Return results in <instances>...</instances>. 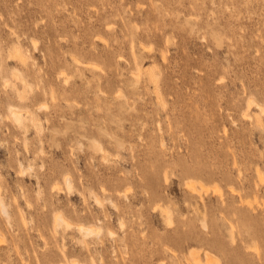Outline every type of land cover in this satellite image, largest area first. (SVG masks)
Wrapping results in <instances>:
<instances>
[{
  "label": "rangeland",
  "instance_id": "1",
  "mask_svg": "<svg viewBox=\"0 0 264 264\" xmlns=\"http://www.w3.org/2000/svg\"><path fill=\"white\" fill-rule=\"evenodd\" d=\"M249 100L264 104V0H0V264H264ZM58 210L74 229L55 233Z\"/></svg>",
  "mask_w": 264,
  "mask_h": 264
},
{
  "label": "bare ground",
  "instance_id": "2",
  "mask_svg": "<svg viewBox=\"0 0 264 264\" xmlns=\"http://www.w3.org/2000/svg\"><path fill=\"white\" fill-rule=\"evenodd\" d=\"M18 52V55H19V57H20V59L22 60V62L23 63H25V61H26V59H25V56H24V54L20 51V50H18L17 51ZM141 74V69L140 68H138V70L136 71V73H135V80L137 81L136 83H140L141 82V76L142 75H140ZM140 81V82H139ZM136 85V84H135ZM138 85V84H137ZM160 97V96H159ZM21 98H24V96H21ZM256 101V100H255ZM254 100H249L248 101V105H247V107L245 108V111H244V114H245V116H247V117H250L251 116V114H250V112H251V106L254 104V103H256ZM44 106V105H43ZM255 106H257V108L258 109H260L262 112H264V104L262 105V104H260V103H256L255 104ZM46 107V106H45ZM9 117L11 118V120L13 121V123L16 125V127H18L19 129H23V130H26L27 131V129H28V126L26 125V117H25V115H23L22 114V112H21V110H18V109H11L10 110V115H9ZM246 119V118H245ZM37 120V118L36 117H34L31 121L32 122H35ZM159 123V122H158ZM159 125V124H158ZM161 128V127H160ZM143 130V129H142ZM158 130H160V129H158ZM161 132V131H160ZM163 134V133H162ZM164 141V140H163ZM164 143V142H163ZM164 145V144H163ZM94 146H96L97 147V149H101V147L99 146V145H94ZM94 149H95V147H94ZM107 151V150H106ZM106 157V156H105ZM103 158H104V156H103ZM107 158V157H106ZM106 158H104V159H106ZM23 166V165H22ZM29 167V166H28ZM31 168V167H30ZM26 169V168H25ZM32 169V168H31ZM22 170V169H21ZM30 170V169H29ZM28 170V171H29ZM23 172L25 171L24 170V168H23V170H22ZM19 172H20V170H19ZM22 172V173H23ZM25 172H27V171H25ZM26 174V173H25ZM167 176V175H166ZM0 177H1V175H0ZM1 179H2V177H1ZM0 179V180H1ZM1 182H2V180H1ZM65 182H66V185H67V187L70 189V188H72V180H71V178L70 177H66L65 178ZM186 186H188V189H189V191L193 194V195H196V196H198L199 198H201V199H203L202 197H203V192L205 191V188H204V186L203 185H197L195 182H188L187 183V185ZM21 187V186H20ZM100 188H103V190L102 191H104L105 189H104V186L103 187H100ZM60 190H63V189H61V188H59ZM0 190H1V187H0ZM68 191V190H67ZM66 191V192H67ZM107 191V189L105 190V192ZM219 191V190H218ZM108 192V191H107ZM95 193V192H94ZM97 193H95V194H93V195H96ZM221 194V193H220ZM24 194H22V196H23ZM82 195H83V193H82ZM125 195V194H124ZM25 196V195H24ZM220 196H222V195H220ZM84 197H85V195H84ZM97 197H99V195L97 196ZM86 198V197H85ZM84 198V199H85ZM108 200H110V199H108ZM6 200L4 199V197H3V195L1 194V192H0V210L2 211V213L4 214V216H5V218H6V222L8 223V224H10V225H12V217H11V215H10V213H9V209H8V205H7V203L5 202ZM95 201H97L98 202V204H100V206L103 204H105L104 203V201L105 200H103L102 198L100 199V198H96V200ZM112 201V200H111ZM103 202V203H102ZM113 204V203H112ZM29 205V204H28ZM114 205H116V203H114ZM59 207H61V206H59ZM104 207V206H103ZM166 207V206H165ZM116 208V207H115ZM118 208V207H117ZM205 208L207 209V207L205 206ZM59 210H60V208H58ZM162 209V208H161ZM58 210V211H59ZM117 210H119V208L117 209ZM160 210V209H159ZM58 211H55V213H53V214H55V216H53V219H54V222L52 221V226H53V224H54V226H53V228H54V231H56L55 233H57L58 234V232L57 231H59V229L61 230V229H63L64 231H67V229H71V228H73L74 229V222L71 220V219H67L66 218V216L64 215V214H62V212L60 213V211H59V213H58ZM120 211V210H119ZM118 211V212H119ZM76 212V211H75ZM78 212V211H77ZM121 213L120 214H122V211H120ZM79 213V212H78ZM165 214V216L166 217H164V218H167L165 221H167L168 222V225H169V223L171 224H173V222H174V220L172 219V215H171V212L168 210V209H162V214ZM119 214V213H118ZM79 215V214H78ZM87 215V214H86ZM106 216V217H105ZM119 216V215H118ZM93 217V216H92ZM92 217H91V219H92ZM109 217V216H108ZM119 217H122V215L121 216H119ZM80 218V217H79ZM104 218L107 220V214L106 215H104ZM110 218V217H109ZM85 219V218H84ZM97 219V221L96 222H99L100 220H101V218L100 217H97L96 218ZM94 220V219H93ZM173 220V221H172ZM91 221V220H90ZM123 221H124V218H123ZM172 221V222H171ZM101 222V221H100ZM123 223L124 222H122V218H121V220H120V225H121V228H122V226H124L123 225ZM126 224V223H125ZM172 224L171 225H169V226H172ZM203 225L204 226H206V223L204 222L203 223ZM77 227L78 228H76V231L78 232V233H80L81 234V236H82V240L80 241V243L89 251L91 248L89 247V242H88V239H90V238H92V237H96V236H98V243L100 242V241H102V237H101V233H102V227L100 226V225H95V224H93V225H85L84 224V222H77ZM125 228V227H124ZM123 228V229H124ZM72 230V229H71ZM39 231V230H38ZM109 235L110 236H112V237H114V235H115V232L113 231V230H109ZM56 234V235H57ZM3 236V238H5L4 237V235H2ZM42 236V235H41ZM0 238L2 239V237H1V235H0ZM0 239V242H2V240ZM31 240V239H30ZM65 240V239H64ZM4 241H5V239H4ZM29 241V240H28ZM62 242H63V240H62ZM30 243V242H29ZM3 244V243H2ZM100 244H101V242H100ZM64 247V246H63ZM2 248V247H1ZM27 248V247H26ZM25 248V249H26ZM3 249V248H2ZM1 249V250H2ZM24 249V248H23ZM66 249V248H65ZM64 248H63V252H65L64 250H65ZM18 251V250H17ZM87 251V252H88ZM20 252V251H19ZM17 253V252H16ZM18 254V257H20L21 255V253H17ZM28 254V253H27ZM62 257H63V264H82L80 261L81 260H79V259H75V258H70V257H67V255L65 254V253H63V254H60ZM43 256V255H42ZM88 256V255H87ZM90 256H93V254L92 255H90ZM30 257V256H29ZM102 257V256H101ZM23 258V257H22ZM22 258H20V259H18L19 260V262H20V260L22 261L23 259ZM41 258H44V257H41ZM91 258V257H90ZM92 258H94V256L92 257ZM103 258V257H102ZM204 259H202L201 258V255L199 254V252L198 253H196V254H194V256L192 257V258H188V260H190L191 262H194V263H196V264H202L201 262H203L204 264H220V262H219V260H217V259H215L212 255H210V254H208V253H205V255H204V257H203ZM40 259V258H39ZM49 259V258H48ZM41 260V259H40ZM46 260V259H45ZM92 260V259H91ZM102 260V259H101ZM101 260H99L100 262H102ZM15 261V260H14ZM48 261V260H47ZM16 262V261H15ZM22 262H24V261H22ZM41 262V261H40ZM17 264H18V262H16ZM37 264H38V262H36ZM20 264H23V263H20ZM40 264V263H39ZM44 264H45V262H44Z\"/></svg>",
  "mask_w": 264,
  "mask_h": 264
}]
</instances>
